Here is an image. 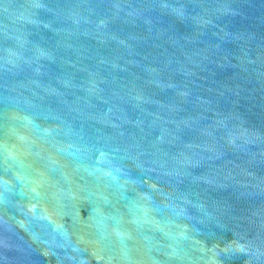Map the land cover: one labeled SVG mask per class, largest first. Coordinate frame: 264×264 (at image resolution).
<instances>
[{
	"label": "water",
	"instance_id": "water-1",
	"mask_svg": "<svg viewBox=\"0 0 264 264\" xmlns=\"http://www.w3.org/2000/svg\"><path fill=\"white\" fill-rule=\"evenodd\" d=\"M0 264H264V0H0Z\"/></svg>",
	"mask_w": 264,
	"mask_h": 264
}]
</instances>
